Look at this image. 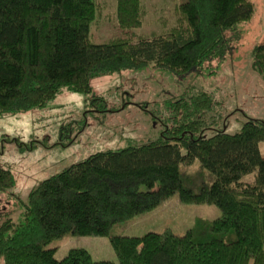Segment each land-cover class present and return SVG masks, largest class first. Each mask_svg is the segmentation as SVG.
Masks as SVG:
<instances>
[{"label": "trees", "instance_id": "obj_1", "mask_svg": "<svg viewBox=\"0 0 264 264\" xmlns=\"http://www.w3.org/2000/svg\"><path fill=\"white\" fill-rule=\"evenodd\" d=\"M100 0H0V114L44 106L63 89L89 91L92 81L147 65L178 75L202 70L229 46V31L249 18L251 0H179L175 21L141 35L142 0H116L117 34L92 40ZM252 64L264 78V43ZM178 101L174 120L155 139L98 150L42 179L28 195L23 218L0 223V264H264V119L248 117L230 132L216 119L203 125L205 91ZM209 129L213 131L208 132ZM198 162L197 170L183 168ZM257 169L252 182L242 177ZM14 184L0 166V191ZM179 192L182 200L213 203L215 218L171 229L112 234L121 221ZM72 234L109 235L118 260L95 259L85 247L63 258L48 244Z\"/></svg>", "mask_w": 264, "mask_h": 264}, {"label": "rangeland", "instance_id": "obj_2", "mask_svg": "<svg viewBox=\"0 0 264 264\" xmlns=\"http://www.w3.org/2000/svg\"><path fill=\"white\" fill-rule=\"evenodd\" d=\"M100 1L97 20L91 23L95 42L108 41L118 31L116 0ZM178 1L142 0L146 16L136 32L152 35L164 30L165 17L175 21ZM251 1L253 12L229 31L224 55L205 62L198 72L182 76L147 65L96 77L89 91L63 89L44 106L0 114V166L14 177V184L0 191V223L23 218L29 192L42 179L98 150L155 139L166 125L184 120L183 108L175 103L182 96L192 103L199 93L209 94L211 106L202 103L201 111L193 115L203 125L216 119L234 132L248 117L264 119V78L252 64L254 47L264 43V0ZM260 148L264 154V141ZM198 166L195 162L183 168L195 171ZM256 174L257 169L242 180L252 182ZM221 214L217 204L184 201L176 192L152 210L116 223L111 233L142 235L171 229L182 234L197 218ZM48 246L55 247L57 258L73 247H85L95 259L118 260L109 235L69 233Z\"/></svg>", "mask_w": 264, "mask_h": 264}]
</instances>
